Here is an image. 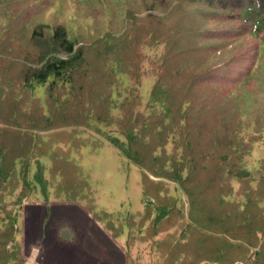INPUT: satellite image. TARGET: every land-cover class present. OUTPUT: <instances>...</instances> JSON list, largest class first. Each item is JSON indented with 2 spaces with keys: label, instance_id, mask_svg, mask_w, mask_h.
Wrapping results in <instances>:
<instances>
[{
  "label": "trees",
  "instance_id": "1",
  "mask_svg": "<svg viewBox=\"0 0 264 264\" xmlns=\"http://www.w3.org/2000/svg\"><path fill=\"white\" fill-rule=\"evenodd\" d=\"M110 1L120 15L126 12V23L122 21L126 30L120 33L122 26L117 30L119 36L113 37L112 31H106V27H112L111 21L109 26L104 21L106 27L99 24L102 35L91 41L87 32H71L63 24L53 29L49 23L33 27L31 21H22L21 15L28 10L25 3L34 6L40 3L38 0H0V264L25 263L22 245L15 244V213L30 195L27 190L32 186L25 166L29 165L27 152L32 145L23 138V132L31 127L52 128L49 120L43 122L37 116L43 99L36 93L38 86L43 87L48 103L54 97L69 102L65 111L56 116L62 123H85L83 114L87 107L94 110V127L109 128L112 144L143 171L144 202L153 200L158 210L151 204L137 213L141 222L139 226L131 225L128 245L152 242L156 264H242L249 263L253 255L250 259L255 264H264V234H260L264 233V177L246 183L233 175L229 168L235 154L218 153L219 139L215 140V145L220 146L214 151L217 156L213 163L207 158L197 162L194 147L205 123L202 115L195 113L198 107L189 104L199 84H215L218 92L226 87L225 82L238 79L225 69L234 63L236 37L245 34L240 28L234 36L212 24L201 30L196 26L202 17L201 8H205L208 23L214 24L222 11L241 8L250 20L248 34L254 35L257 42L254 67L235 81L234 88L226 89V104L232 103L234 108L244 103L248 94H263L264 0H153L147 15L143 13L141 17L134 14L130 0ZM97 4L101 7L100 2ZM51 11L45 10L44 16ZM193 41L201 44L199 53L203 57L188 64L190 54L184 45ZM152 50L158 52L151 56L147 52ZM57 51L67 58L53 56L47 61L48 55ZM86 52L91 56L85 57ZM224 54H229L225 60ZM172 60H183L185 64L175 71ZM149 77L155 81L150 94L160 97L161 106L153 109L147 104L142 110L145 104L140 88ZM250 80L254 86L248 83ZM247 105L244 103L243 115L238 116L241 128ZM58 134L64 141L72 140L73 133L64 130L51 132L50 141ZM250 152L251 148L246 154L240 151L239 165ZM239 167H245L244 163ZM19 170L26 178L23 182ZM39 173L35 177L38 180ZM235 177L240 184L238 190L233 184ZM166 181L185 191L191 205L189 220H185L179 207L182 204L170 195V183ZM24 184V190L16 197ZM212 196L213 204L219 203L233 213L223 212L218 218L205 210L204 202ZM191 218L200 220L201 226L193 225ZM234 219L236 223L232 224ZM163 232L164 237L160 235ZM258 240L262 243L260 248ZM218 241L221 243L216 248H209ZM126 255L131 263L142 264L129 251Z\"/></svg>",
  "mask_w": 264,
  "mask_h": 264
},
{
  "label": "rangeland",
  "instance_id": "2",
  "mask_svg": "<svg viewBox=\"0 0 264 264\" xmlns=\"http://www.w3.org/2000/svg\"><path fill=\"white\" fill-rule=\"evenodd\" d=\"M152 1L130 0L129 4L133 3L134 14L141 17L143 13L147 15L148 10L153 6L151 5ZM38 2L40 3L34 6L25 3L28 10H25L20 17L22 21H31L33 27L49 23L54 26V29L63 24L71 32H87L91 41L102 35L99 24L105 26L104 21L107 22L106 26H109L111 21L112 27H105L106 31H112L113 37L119 36L117 30H120L122 26L120 33H124L126 30V24L122 22L125 21L124 14L126 12L120 15L110 0H38ZM97 2H100L101 7ZM126 7L128 8V6ZM50 8L53 11L44 16V11ZM217 8L219 7L217 6ZM200 11L202 17L197 21L196 26L201 27V30L207 28L206 24H212L219 30L226 29L228 33L232 32L235 36V33L242 28L245 34L242 35V38H239L238 34L236 37L237 47H233V51L236 50L232 61L234 63L225 70L229 71L233 78L239 79L246 76L249 69L252 70L254 67L253 60L257 53L256 39L254 35H249L247 30V26L250 25L249 17L242 12L241 8L232 7L228 11H222L217 24H214L208 23L205 8H201ZM227 42L229 41L227 40ZM191 44L184 45L190 54L186 62L188 64H194L195 61L203 57V54L199 53L201 44L194 41ZM223 47L225 48V44ZM155 51L158 52L152 50L147 53L153 56ZM229 54H224L223 60ZM53 56L67 58V55L57 51L49 54L47 61ZM90 56L91 53H85V57ZM214 58L212 57L211 60ZM172 63L175 71L176 68L185 64L183 60L177 62L172 60ZM235 81L225 82L224 86L226 87H222V89L218 86L220 89L218 92L215 90L217 86L212 83L197 86L189 104L194 105L195 108L198 107L195 113L202 115L201 120L204 121L205 126L199 134L200 141L194 148H196L197 162L201 163L207 158L213 163L217 156L214 151L220 146L215 145V140L219 139L221 148L217 149L218 153L229 154L232 152L235 154L229 169L233 175L247 183L250 180H259L264 177V92L260 96L250 97L251 94L247 95L246 101H244V103H248L244 112L247 114L241 128V120H238V116L243 115L244 103H239L233 108L232 103L227 102L226 104L224 95L229 86H231L230 88L235 87ZM261 82L258 81V83ZM248 83L254 86V81L250 80ZM154 85L155 81L151 77L143 81L140 91L144 96L145 105L142 110L147 104L153 109H158L161 106L158 102L160 97L155 96L154 99L150 94ZM233 85L234 87H232ZM228 91L231 92V90ZM36 93L43 98L37 109V116L43 122L49 120V126L52 125V128L31 127L27 133L23 132V138L28 140V145H32V149L27 152L29 165H25L28 166L27 180L32 183L31 190H27L30 195L21 201L20 208L15 213L17 221L15 244L22 245L24 264H135L131 263V259L128 260L127 251L138 262L150 264L155 259L152 242L149 241L145 244L137 242L135 246L127 244L131 225L139 226L141 222V217L137 213L144 212L145 206L147 208L151 204L157 208L154 206L153 200L147 199L144 202L143 171L131 163L112 144L109 139L111 136L109 128L98 125L94 127L96 118L94 110L90 107H87L83 114L85 123L76 124L68 120L66 123H62L56 116L60 111H65L69 102L54 97L48 103L43 87L40 86ZM64 130L73 133L71 141H64L59 134L50 141L51 132ZM250 148L249 156L242 158V163L239 165L240 151L246 154ZM19 163L22 165L23 162L20 160ZM243 163L245 167H239L243 166ZM213 167L211 166V168ZM38 171L41 175L39 180L35 178ZM18 174L20 178L22 177L23 182V179H26L24 174L21 170ZM151 178L155 182L160 181V179ZM233 184L236 190L240 189L236 177L233 179ZM24 188L25 184L17 190L16 197L20 196ZM169 188L170 195L176 199L179 205L182 204L179 207H182L185 220H189L191 205L185 191L179 185L172 183ZM207 199L208 201L204 202V209L208 212L211 211L214 217L218 216L219 218L223 212L225 214L233 213L219 203L213 204L214 196ZM218 204L219 206L214 207ZM262 207L264 208V204ZM26 212L29 213L26 215ZM191 220L193 225L201 226L200 220L195 219L196 222L192 218ZM203 221L210 224L206 222V219ZM133 222L136 223L133 224ZM232 222L234 224L236 220L234 219ZM218 226L221 229L222 224L218 222ZM114 233L115 236H120L115 238ZM260 234L264 233L261 231ZM160 235L164 237L165 232ZM258 238L261 239L260 236ZM259 242L260 240H258L257 248L262 246V243L260 242L259 245ZM220 243L218 241L209 248H216ZM250 248L254 249L252 246ZM253 257L254 255L250 258ZM108 258L112 260L109 261ZM250 258L249 263L244 261L242 264H255V260ZM97 259H103V262L97 263ZM152 264L156 263L153 261ZM203 264L215 263L204 262Z\"/></svg>",
  "mask_w": 264,
  "mask_h": 264
}]
</instances>
